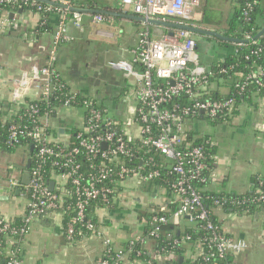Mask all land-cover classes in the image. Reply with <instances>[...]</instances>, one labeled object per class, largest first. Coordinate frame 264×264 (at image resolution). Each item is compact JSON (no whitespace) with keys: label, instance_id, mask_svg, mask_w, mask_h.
Returning a JSON list of instances; mask_svg holds the SVG:
<instances>
[{"label":"built area","instance_id":"obj_1","mask_svg":"<svg viewBox=\"0 0 264 264\" xmlns=\"http://www.w3.org/2000/svg\"><path fill=\"white\" fill-rule=\"evenodd\" d=\"M37 1L41 0H0V9L6 5L34 6L36 22L44 20L46 14H56L46 62L42 65H34L29 71L23 72L24 75L20 77L22 85L18 84V89L12 91V116L9 119L5 143L14 146L21 140L27 139L33 147L34 155L29 169L28 185L22 186L16 181L12 182L13 187H20L27 194L24 214L17 221L0 214V264H23L21 257L23 245L33 222L50 213L61 215L59 209L66 202L64 197L73 199L74 217L64 229L61 224L63 236L67 241L72 242L76 235L74 226L80 225L86 231L100 237L103 248L96 264H122L124 257L129 253H134L136 256L148 253L150 260H155L157 264L175 261L176 256L172 253L160 255L159 249L153 246L150 239L159 237L161 225L169 221L179 224L184 217L189 222L194 220L201 222V229L207 233L203 238L205 247H198L195 253L184 255L183 259L188 260L189 264L198 259L202 264H211L214 259H223L227 254L241 249L244 244L226 234L219 224L211 221V214L202 203L200 190L195 189L190 183L194 179L201 182L206 180L202 175L203 169L206 168L203 147L186 145L180 148L188 124V120L183 118L184 115L200 112L212 118L231 112L234 107L231 98L217 100L198 98L199 93L195 90L205 89L204 85L211 72L196 65L190 59L191 52L196 48L193 34L183 29L164 28V32L155 37L151 36L148 28H145L137 35L136 45L131 50V62L112 63L114 68L123 69L125 73L135 77L133 90L135 104L128 109L120 127L118 121L104 114L94 99L80 96L68 88L60 107H79L84 111L83 125L76 133L77 141L68 147L64 144L66 140L58 142L49 138L51 110H45L44 114L40 115L36 105H28L25 102L23 91L31 80L35 91L32 99L44 101L56 91L62 92L65 89L55 65L57 49L61 44L72 41L68 27L72 25L76 29H81L83 16L81 12L69 9L74 7L73 0L43 1L47 3L46 5H40ZM200 2V0H120L123 7H131L136 15L165 21H170V18L194 19ZM246 6L250 7L251 4L247 3ZM20 16L21 14L14 12L13 17L9 18L8 12H2L0 27L15 26L14 21H18ZM106 22L110 20L102 14L91 17V23L94 25ZM173 23L187 24L181 21ZM154 29L158 32V28ZM244 39L250 40L251 37L246 34ZM135 67L138 69L134 71ZM245 80H255V83L260 85L264 82V70L257 69L250 72ZM237 87L242 90L245 83ZM202 94H207V91ZM177 95L187 96L193 102L189 105L180 106L174 103L167 106ZM129 126L136 127L138 131L136 135L128 130ZM115 127L119 129L118 135L114 130ZM100 128L104 131L99 132ZM134 140L138 141L147 154H150L143 163L149 168L146 175L142 172L144 167H129L119 160L120 157L128 161L138 159V151L127 145V141ZM83 154L89 159L98 160L97 164H91L93 174L86 179L79 172L80 164L75 160L77 155ZM154 155H160L168 161L169 172L178 175V179L170 186L177 207L170 219L154 215L149 223L144 221L143 230L148 224V233L131 240L125 250L116 249L111 238L85 219L86 208L95 200L108 202V196L112 193L109 184L116 179L130 177L146 181L157 177L159 172L154 162ZM46 162L52 167L65 170L54 177L53 190L48 188L49 181L44 170ZM210 180H213L212 175ZM57 183L64 187L68 183L71 187L70 191L65 187L60 189V193L54 192ZM248 202L264 204V191L251 200L237 198L214 200L213 205L234 207ZM65 208L68 209L70 206L66 205ZM188 238L183 236L179 240L175 239L173 243L177 245L181 240ZM136 244L140 247L134 250ZM146 264L151 263L146 261Z\"/></svg>","mask_w":264,"mask_h":264},{"label":"crops","instance_id":"obj_2","mask_svg":"<svg viewBox=\"0 0 264 264\" xmlns=\"http://www.w3.org/2000/svg\"><path fill=\"white\" fill-rule=\"evenodd\" d=\"M231 1L226 2V14L220 18V22L211 20L202 9L201 12L200 9L196 11V21H201L208 30L223 29L231 12ZM94 2L105 10L134 14L131 7H123L120 0H94ZM18 14L21 16L18 21H14L15 26L0 27V117L3 121L12 116L11 98L12 91L19 87L17 80L23 72L29 71L34 65H42L46 62V54L51 45L52 34L35 36L32 33L37 20L35 14ZM114 18L120 20L109 18L108 23L94 25L91 23V18H83L81 29L69 25L68 32L73 39L58 47L56 66L70 91L94 99L106 108L111 118L122 122L128 109L135 104L133 98L135 77L125 73L123 69L114 68L112 63L131 62V50L136 45L139 26L135 25L138 21L123 17ZM229 51L228 48L227 52ZM225 52L223 50L220 53L223 55ZM108 64L111 75L119 76H117L119 84L113 94H108L99 102L93 95L97 93L94 89L97 79L92 76H100L101 70ZM137 69L135 67L134 71ZM32 86L30 80L23 91L25 97L35 96ZM224 91L221 90V93ZM237 111L234 117L240 118L246 125L249 123V126L241 132L244 138V145L241 147L240 144L232 147L231 143H229L231 146L227 147L220 143L217 131L207 133L203 127L200 128V132L210 135L217 145L213 180L207 185V189L215 193L247 194L253 190L255 179L264 176V97L253 98L250 102L239 105ZM83 122L84 111L81 108L59 107L50 121L52 132L50 140L58 142L67 140L69 133L74 128H80ZM191 123L200 127L199 120H192ZM128 128L133 135L137 134L135 126ZM26 157L27 153L23 148L15 149L12 155L0 151V214L7 218H19L25 212L27 194L22 188L13 187L12 182L21 184L23 174L21 167L25 165ZM126 192L132 194L129 203H125ZM145 197L148 199L146 200ZM115 199L114 208L109 212L110 216L114 214V219L108 220L103 216L98 218V223L99 229L111 238L116 249H124L127 243L142 234L144 214L158 208L163 211L168 202L160 189L135 178L127 179L122 183V189ZM115 211L117 213H114ZM213 214L226 234L246 244L245 252L241 250L243 246L231 253L230 264H264V229L260 232V241L257 238L252 240L251 237L247 239L248 230L240 221L242 218L264 219V207H256L242 216L216 207ZM61 220L60 214L53 213L33 222L23 245L21 254L23 264L97 263L102 253V239L91 235L77 241L66 242L61 232ZM183 224L182 222L178 229H182ZM41 236L45 238L43 243L39 240ZM48 240L52 241L51 246L47 244ZM257 257L261 258V262L251 261ZM127 258L128 254L124 257L126 264H143L137 259L130 261Z\"/></svg>","mask_w":264,"mask_h":264},{"label":"trees","instance_id":"obj_3","mask_svg":"<svg viewBox=\"0 0 264 264\" xmlns=\"http://www.w3.org/2000/svg\"><path fill=\"white\" fill-rule=\"evenodd\" d=\"M40 5H46L47 3L43 1H37ZM250 3L251 6L247 7L246 4ZM72 4L75 8H80L84 10H100L103 9L101 5L94 2V0H73ZM231 12L228 15L226 26L223 29H215L214 31L220 33L223 36L229 37V38H235L239 40V42H228L224 40H220L216 37H210L205 35H193V37H197V40L200 39L201 41H196V48H199V46H202L201 44H209L212 51H214V54L211 56L212 59L210 63L207 66L200 65L201 67H204L205 69H208L210 71V75L207 77L206 84L204 85L205 89L199 88L198 90H195L199 93L198 98L199 99H228L231 98L234 101V107L231 110V112H225L215 117H206L200 112H195L193 115L188 114L184 115L183 118L188 120L187 129L184 133V141L180 148H184L186 145H189L190 147L195 146H202L203 152L205 154V164L206 168L203 169L202 175L205 177V181L201 182L198 181V179L192 180L190 183L191 185L197 189L200 190V193L202 195V203L203 205L209 210L211 216L210 219L213 223L219 224L216 221V218L214 217L213 211L216 208L215 205H213L214 200H230L231 198H237L238 200L241 199H254L256 198L260 193L264 191V176L263 177H257L255 179V186L253 190L247 194L244 195H236V194H227V193H215L212 191H209L207 189V185L210 184L211 175L214 169V156L216 154L217 145L214 144V141L212 137L208 134H202L201 132L195 130L193 126H191L189 121L192 120H203L209 119L212 121L213 124L221 123V122H229L232 117H234L237 114V107L243 103L250 102L253 98H263L264 97V82H262L260 85L255 83V80H245V77L252 71H255L257 69L264 70V32L259 34V32L264 28V0H232L231 1ZM21 8V13H32L35 14L36 11L34 9V6L30 5H21V7H18L17 5H6L3 7V9H0V15L2 12H8V15L10 13H19L18 9ZM83 18L89 19L95 14H101V13H90L88 11L81 12ZM205 14V12H204ZM103 16L111 19L120 20L119 18H114L105 14H102ZM206 15V14H205ZM70 16V15H69ZM10 18V17H9ZM170 21L172 22H184L189 25L197 26L203 29H206V27L202 24L201 21H196V18L194 19H176V18H170ZM56 23V14H46L44 20H40L36 22L35 27L32 30V33L35 36H39L42 34H52L54 30V25ZM136 26H139L138 33L148 28L149 32L151 34V29L153 31L154 28H161L154 25H148L143 24L141 22H135ZM165 30V29H164ZM249 35L251 37L250 40L244 39L245 35ZM228 48L230 49L229 52ZM223 50H225V54L221 55ZM48 53L46 54L47 59ZM57 60H55L56 65ZM57 67V66H56ZM60 74V72H59ZM61 75V74H60ZM62 77V76H61ZM245 83L244 89L240 90L237 85H241ZM61 84L64 85L65 89L62 92L56 91L48 100H41V99H32L29 97H24L25 102L28 105H36L39 109V114L43 115L45 110L50 111L49 117L52 118L56 114V110L60 107L61 100L64 99L65 94L67 93L68 86L64 82L63 78L61 79ZM221 90H225L224 93H221ZM204 91H207V94H202ZM78 99V98H77ZM193 102V100H190L187 96L184 95H177L174 98H172L171 102L167 106H171L174 103H177L178 105H189ZM99 108L104 112L105 115L107 114L106 108L97 103ZM23 110V109H22ZM109 116V115H108ZM114 119V118H113ZM115 120V119H114ZM118 121V120H116ZM118 125L120 127L121 122L118 121ZM10 123L9 119L6 121H3L0 117V151L6 153V154H13L15 149L17 148H23L24 152L27 153V156H30L32 159L34 152L33 150L30 151V142L27 139L21 140L19 143L15 144L14 146H9L5 143L6 136L8 133V124ZM118 127H115L114 130L117 132V135L119 133ZM80 130L79 128H74L68 136V139L65 141L64 144L69 146H72L76 143V133ZM99 132H103L101 128L98 129ZM51 128L49 130V138L51 137ZM127 145L133 149L137 150L138 159H134L132 161H128L127 159L120 157L119 160L122 161L125 165L129 167L134 166H141L143 168V175H146L148 173V167L144 166V160H146L150 154H147L143 148L139 145L138 141H127ZM189 147V148H190ZM188 148V149H189ZM141 159V160H139ZM75 160L79 162L80 164V170L79 172L83 174L84 178H88L93 174V169L91 167V164H97L98 160L89 159L86 155H77L75 157ZM154 162L157 164L158 168V176L154 177L153 179L142 181L146 184H151L158 189L162 191V194L166 199H168L167 205L165 210L161 211L159 208L144 214L142 216L143 222L146 223L151 220V218L154 215L157 216H164L168 219H170L172 213L175 211L177 207V203L174 200V195L172 191L170 190V186L172 183H174L178 179V175L174 173L169 172V165L170 163L163 159L160 155H154ZM107 164V161H105ZM44 170L46 172L47 181H54V177L58 175L61 172H64L65 170L63 168H56L52 167L49 162H46L44 164ZM130 179V177H126L124 179H116L113 181V183L109 184L110 188L112 189V193L108 196V202H104L102 200H95L92 201L85 211V219L87 221H90L95 227H99L98 223V215L97 211L102 206H106L109 208H114V199L116 198L119 191L122 189V183ZM55 187L57 189H54V192L60 193V189H66L68 190L71 188L68 183L65 185H61L59 183L55 184ZM70 191V190H69ZM66 199V202L63 204L64 206L61 207L59 212L61 213L62 217V226L63 229L65 228L66 224L71 222L74 217V212L72 209L73 206V199L64 197ZM69 205L70 208L66 209L65 206ZM256 207H264L263 203H255V202H248L243 203V205L240 206H234L230 207L227 205H222L218 208H221L223 211H231L235 212L238 215L247 214L250 210L255 209ZM248 210V211H247ZM247 211V213H244ZM53 213L47 214L45 216L40 217L39 219H42L44 217H47L48 215H51ZM19 218H15L14 220H18ZM183 224L182 229H178L180 227L181 223ZM202 223L198 220H194L193 222L187 221V218H182L179 224H174L172 222H168L166 224L161 225L160 230L161 234L158 238L150 240L153 243V246L160 251V255H166V254H174L176 256L175 261H165L162 264H177V259L179 256L184 257L186 253H195L198 251V247H205V244L203 243V238L206 236V231L201 229ZM76 235L74 237L73 241H77L83 237H88L93 235L91 232L86 231L84 228L80 227V225L74 226ZM63 230L61 229V232ZM149 231V225L147 224L142 231V235L145 236ZM63 234V233H62ZM188 236L189 238L186 240H181L180 243L175 245L173 242L174 240H179L181 237ZM64 237V236H63ZM65 239V237H64ZM66 242H69L65 239ZM72 241V242H73ZM126 246L124 247V250L126 249ZM140 247L139 244H136L134 246V250L138 249ZM231 254H227L225 258L223 259H214L211 264H230L231 263ZM185 258V257H184ZM130 261L137 259L143 264H146V261H150L151 264H157L155 263V260H150V255L148 253L143 254L142 256H136L134 253H129L128 258ZM121 264V263H120ZM126 264V263H122ZM181 264H189V261L186 259H183ZM191 264H202V262L198 259L195 262Z\"/></svg>","mask_w":264,"mask_h":264},{"label":"rangeland","instance_id":"obj_4","mask_svg":"<svg viewBox=\"0 0 264 264\" xmlns=\"http://www.w3.org/2000/svg\"><path fill=\"white\" fill-rule=\"evenodd\" d=\"M202 1L200 2L199 11L201 12V9L204 10L207 17H210V19L215 22H220V18H223V16L226 14V7H227L226 2L228 0H202ZM163 32H164V28L162 27L158 28V32H155L153 31V29H151V36L158 37L160 36L158 34H161ZM194 39L197 42L201 41L200 39L197 40V37H194ZM201 45L202 46H199V48L191 52L190 59L198 66L200 65L207 66V64H209L210 62L211 56L214 54V51H212L209 44L207 45L201 44ZM109 66L110 64H108L104 69L101 70L100 76H97V75L92 76L97 79V81L95 82L96 84L94 88L97 93L93 95L97 98L99 102L108 94H113L119 84L118 83L119 76L114 75V74L111 75ZM189 124L193 126V128L199 132L201 131L200 128L202 127L207 131V133H215V131H217L218 135L220 136V143H223L227 147H230L231 145L232 147H234L236 144H240L239 147L243 146L244 138L243 136H241V132H243L244 129H246L249 126V123L246 125L238 117L237 118L232 117L229 122H221L217 124H213L212 121L204 118L203 120L199 121L200 127H198V125H196L195 123L190 122ZM238 135H239V138H238ZM236 141L238 142L236 143ZM229 143H231V145ZM131 196H132L131 193H128V192L125 193V203H129V201H131ZM145 198L146 200L148 199L147 197ZM110 210L111 208L102 206L97 211L98 218L105 216L108 220L114 219V214L113 216L112 214L110 216V213H109ZM114 213H117V211H115ZM240 221H242L241 224L243 225V227L246 230H248L247 239L251 237L252 240L257 238V240L260 241V232L264 229V219L261 217L257 220L256 219L247 220V219L242 218L240 219ZM48 230L50 231V229ZM39 240H40V243H43L45 241V238L41 236ZM241 242L244 244V247L241 250L242 252H245L246 244L244 241H241ZM51 243L52 241L50 240L47 241V244L49 246H51ZM254 247L256 246L254 245ZM257 258L251 261L261 262V258L259 259Z\"/></svg>","mask_w":264,"mask_h":264},{"label":"water","instance_id":"obj_5","mask_svg":"<svg viewBox=\"0 0 264 264\" xmlns=\"http://www.w3.org/2000/svg\"><path fill=\"white\" fill-rule=\"evenodd\" d=\"M41 1H46V0H41ZM69 9L74 10V11H79V12L88 11L90 13H101V14H105L108 16H112V17H123V18L134 20V21H138L141 23H146L148 25H154V26L162 27V28H178V29L187 30L190 33H192L193 35H205V36H210V37H216L220 40H224V41H228V42H239V40H237L235 38H229V37L223 36L216 31L203 29V28L193 26V25H189V24H177V23H173L171 21H165V20H159V19H153V18H145V17L139 16V15L128 14V13H123V12H116V11H109V10H105V9L84 10V9L75 8V7H69ZM21 11H22V9L19 8L18 12L21 13ZM9 17L12 18L13 13H10ZM263 32H264V28L259 32V34H261ZM22 75H24V73ZM17 83L19 85H22L20 79L17 80ZM32 150H33V147L30 146V151H32ZM25 160H26L25 165L23 167H21L23 169V174L21 176V184L22 185H28L29 176H30L29 175V169H30V165H31L30 156H27L25 158ZM53 186H54V182L49 181V183H48L49 190H53ZM15 192L17 193L18 190H16ZM182 260H183V257L179 256L178 260H177V264H181Z\"/></svg>","mask_w":264,"mask_h":264}]
</instances>
